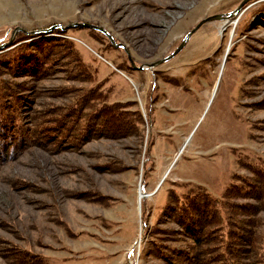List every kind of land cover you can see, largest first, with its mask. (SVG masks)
<instances>
[{"label": "rangeland", "instance_id": "1", "mask_svg": "<svg viewBox=\"0 0 264 264\" xmlns=\"http://www.w3.org/2000/svg\"><path fill=\"white\" fill-rule=\"evenodd\" d=\"M243 1L0 0V108L34 131L14 158L0 144V264L192 263L199 247L165 206L194 183L221 197L252 177L246 162L264 164V0L204 23L153 64ZM156 70L185 86L169 141L145 118ZM96 85L103 98L77 108ZM116 102L135 103L120 110L141 109L144 124L102 127L94 109ZM57 117L77 121L63 120L62 135ZM83 123L92 133L80 143Z\"/></svg>", "mask_w": 264, "mask_h": 264}, {"label": "trees", "instance_id": "2", "mask_svg": "<svg viewBox=\"0 0 264 264\" xmlns=\"http://www.w3.org/2000/svg\"><path fill=\"white\" fill-rule=\"evenodd\" d=\"M33 59L31 58L30 61ZM40 72H43L41 68L32 71V73L37 74ZM100 85L101 83L98 86ZM100 89L96 85L86 91L75 103L76 107L82 108L89 98L91 100L95 99L94 95L99 99L103 98ZM1 97L5 98L3 95ZM134 104L133 102H127L124 105ZM124 105L120 102L112 103V105H100L94 109L95 116L93 117L98 119L100 125H103L102 127L114 125L112 128L117 133L143 125L145 122L143 111L138 109L133 114L124 113L120 110L122 107L124 108ZM5 110L0 108V119L3 118V123H0V130H4L8 123H16L17 130L11 135V140L6 141L7 143L5 138L9 137H0V144L4 149L11 147L9 156L14 158L17 154V146L23 138L24 142L26 141L29 131H31L30 133L34 131L25 129L21 123V118L8 116L9 113ZM56 120L54 122L60 123L59 134H62L64 129H67V124L63 120H68L71 123L77 121V118L58 119L57 117ZM68 129H71V127ZM78 130L79 135H76L78 136L76 139L80 143L88 139L92 133V129L91 127L88 128L87 123H83ZM104 131L107 130H102L99 133L96 131L93 134L98 136ZM66 137H71L70 131ZM246 164L252 173V177L240 176L238 179L240 182L228 186L221 197L213 195L204 186L194 183L184 192L174 196L172 202L165 206L166 213H170L171 218L182 227L199 247H196L194 251L191 264H198L200 260L202 261L201 256L205 257V261L215 259L216 264H264V218L260 215V212L264 210V164L255 162H246ZM248 198L254 200L257 204L239 202ZM205 244H213V247L210 245L212 249L218 248L214 257L210 253L211 249L206 251L203 249ZM29 256L33 258L32 255ZM244 257L247 259H244ZM205 261H202V263Z\"/></svg>", "mask_w": 264, "mask_h": 264}, {"label": "flooded vegetation", "instance_id": "3", "mask_svg": "<svg viewBox=\"0 0 264 264\" xmlns=\"http://www.w3.org/2000/svg\"><path fill=\"white\" fill-rule=\"evenodd\" d=\"M160 72V70L153 72L152 85L147 88L144 94L145 118L148 122V134L153 135L154 126H156V133L161 136V139L167 138L169 141L177 126L176 122L171 120V117L178 113L175 102L185 86L177 79V75L172 74L166 77L164 73ZM161 82L164 83V86L161 85ZM238 117L242 120L239 112Z\"/></svg>", "mask_w": 264, "mask_h": 264}, {"label": "water", "instance_id": "4", "mask_svg": "<svg viewBox=\"0 0 264 264\" xmlns=\"http://www.w3.org/2000/svg\"><path fill=\"white\" fill-rule=\"evenodd\" d=\"M250 0H244L241 5L233 12L231 13H228L226 15H213V16H209L207 17L206 19H203L202 21H200L198 23V25L193 29L191 30L186 38L184 39V41L181 43V45L170 55L168 56L167 58L161 60V61H158L156 63L153 64V66H156L158 64H161L167 60H170L171 58H173L174 56H176L184 47V45L186 44L187 40L192 36L193 33H195L197 31V29H199L201 27V25H203L204 23L206 22H212V21H216V20H226V19H229L230 17L236 15L240 10H242L243 6L246 4V2H248ZM98 28V27H96ZM100 29V28H99ZM20 30V28H17L16 31ZM101 30V29H100ZM5 45H2L1 47H4ZM145 195H142L141 197H144Z\"/></svg>", "mask_w": 264, "mask_h": 264}, {"label": "bare ground", "instance_id": "5", "mask_svg": "<svg viewBox=\"0 0 264 264\" xmlns=\"http://www.w3.org/2000/svg\"><path fill=\"white\" fill-rule=\"evenodd\" d=\"M144 197H146V196H144ZM142 199V198H141Z\"/></svg>", "mask_w": 264, "mask_h": 264}]
</instances>
